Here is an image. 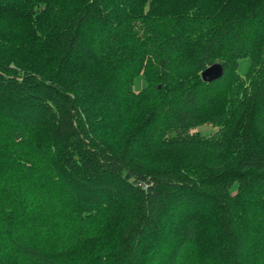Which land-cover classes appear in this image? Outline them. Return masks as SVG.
<instances>
[{
	"label": "trees",
	"instance_id": "16d2710c",
	"mask_svg": "<svg viewBox=\"0 0 264 264\" xmlns=\"http://www.w3.org/2000/svg\"><path fill=\"white\" fill-rule=\"evenodd\" d=\"M36 1L0 0V264H264V0Z\"/></svg>",
	"mask_w": 264,
	"mask_h": 264
},
{
	"label": "rangeland",
	"instance_id": "374dc122",
	"mask_svg": "<svg viewBox=\"0 0 264 264\" xmlns=\"http://www.w3.org/2000/svg\"><path fill=\"white\" fill-rule=\"evenodd\" d=\"M34 2L36 3L37 1L36 0H31V2L29 4L31 5ZM34 7H37V4H35ZM249 65H250V61L248 59H243V60L240 61L239 72H240V74L242 76H244L247 73ZM244 78L247 79L246 76H244ZM145 86H146V81H145L143 76H140L135 81L134 90L137 93H139L145 88ZM217 130H218V128L214 127L213 125L206 124V125L202 126L201 128H198V129L194 130L193 132H200V134H203V135H206V136H210L213 133H215Z\"/></svg>",
	"mask_w": 264,
	"mask_h": 264
},
{
	"label": "water",
	"instance_id": "95a60500",
	"mask_svg": "<svg viewBox=\"0 0 264 264\" xmlns=\"http://www.w3.org/2000/svg\"><path fill=\"white\" fill-rule=\"evenodd\" d=\"M223 73H224L223 67L219 64H215L202 72V78L205 82H213L221 78ZM126 178L128 179L129 176L127 175Z\"/></svg>",
	"mask_w": 264,
	"mask_h": 264
}]
</instances>
